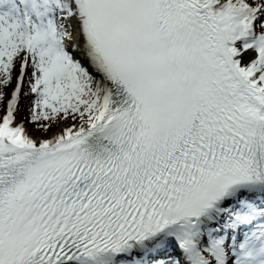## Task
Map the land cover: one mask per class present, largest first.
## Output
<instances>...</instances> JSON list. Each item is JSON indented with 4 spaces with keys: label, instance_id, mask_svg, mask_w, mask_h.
<instances>
[{
    "label": "snow or ice",
    "instance_id": "6c2138e0",
    "mask_svg": "<svg viewBox=\"0 0 264 264\" xmlns=\"http://www.w3.org/2000/svg\"><path fill=\"white\" fill-rule=\"evenodd\" d=\"M0 264H264V0H0Z\"/></svg>",
    "mask_w": 264,
    "mask_h": 264
},
{
    "label": "trees",
    "instance_id": "16d2710c",
    "mask_svg": "<svg viewBox=\"0 0 264 264\" xmlns=\"http://www.w3.org/2000/svg\"><path fill=\"white\" fill-rule=\"evenodd\" d=\"M29 101L26 99L25 102L22 103L21 105V112L23 114H26L27 113V108H28V105H29Z\"/></svg>",
    "mask_w": 264,
    "mask_h": 264
},
{
    "label": "rangeland",
    "instance_id": "374dc122",
    "mask_svg": "<svg viewBox=\"0 0 264 264\" xmlns=\"http://www.w3.org/2000/svg\"><path fill=\"white\" fill-rule=\"evenodd\" d=\"M13 84H14V83H13ZM12 87H13V86H12ZM12 87H10V88L8 89L9 92H11ZM20 117H21V116H20ZM21 118H22V117H21ZM28 127L31 129V128H33V125L29 124ZM57 130H58V129H57L56 127H54V128L52 129V133L54 134ZM34 134H36V133H34ZM36 135H39V134H36Z\"/></svg>",
    "mask_w": 264,
    "mask_h": 264
}]
</instances>
